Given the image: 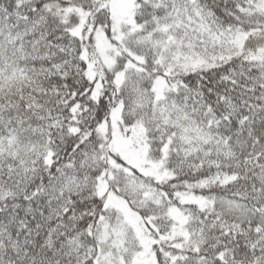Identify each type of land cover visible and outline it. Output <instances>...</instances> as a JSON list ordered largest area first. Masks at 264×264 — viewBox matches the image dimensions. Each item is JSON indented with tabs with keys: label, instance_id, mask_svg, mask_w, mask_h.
<instances>
[{
	"label": "snow or ice",
	"instance_id": "1",
	"mask_svg": "<svg viewBox=\"0 0 264 264\" xmlns=\"http://www.w3.org/2000/svg\"><path fill=\"white\" fill-rule=\"evenodd\" d=\"M0 264H264V0H0Z\"/></svg>",
	"mask_w": 264,
	"mask_h": 264
}]
</instances>
